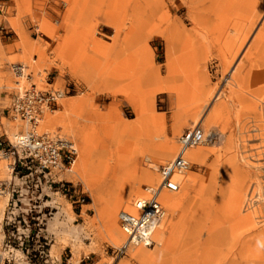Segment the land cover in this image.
Returning <instances> with one entry per match:
<instances>
[{
    "label": "rangeland",
    "instance_id": "obj_1",
    "mask_svg": "<svg viewBox=\"0 0 264 264\" xmlns=\"http://www.w3.org/2000/svg\"><path fill=\"white\" fill-rule=\"evenodd\" d=\"M2 2L0 110L9 104L12 91L30 83L38 88H44L45 81L57 88L75 84L77 92L62 98L56 115L48 113L54 116L51 123L40 122L39 130L71 140L78 154L73 172L62 176L73 184L72 196L47 188L26 193L23 187H16L17 192L12 198L8 196L0 216V235L1 224L7 217L14 219L15 224L20 220L21 227L29 228L27 248L31 255L43 260L38 258L37 245L46 243L44 248L49 254L46 264H73L74 260L76 264H264V117L261 118L264 115L259 103L256 107L252 105L254 100L247 93L250 79L259 76L249 69L257 54L255 36L264 29V0H257L245 18L230 17L225 31L213 32L212 25L202 23L199 27L205 37L201 33L199 39L194 37L192 14L187 15L184 9L175 10L181 6V0H163L159 13L157 0ZM200 15L213 19L202 10ZM34 26L41 35L34 34ZM245 33H249L246 41L232 59L230 50ZM185 34L188 40L182 37ZM198 41L204 43V48H198ZM169 59L176 75L184 73L190 78L186 87H182L185 85L181 79L175 83L185 90L179 98L172 92L159 90L163 83L158 80L167 76ZM14 62L26 64V72L31 75L30 79H20L18 86L8 69ZM234 75L241 83V92L226 82ZM219 87L225 95L215 96ZM77 96L84 98L82 106L64 105L67 97ZM223 101L224 109L215 112ZM205 102L210 105L202 114ZM141 109L161 117L162 122L155 128L173 142L175 153L177 137L192 125L199 124L205 133L212 131L217 135L194 146L203 151V157L188 158L191 163L188 174L193 180L183 184L178 192L170 193L179 200V205L167 208L161 226L163 236L158 240L154 237L155 246L135 247L114 258L110 247L118 245L121 237L117 243L109 239L99 213L102 207L113 203L116 192L102 193L96 201L75 167L82 147L93 153L102 147L113 149L133 143L131 129L141 130L145 124ZM2 116L9 137L23 129L5 114ZM122 125H126L125 131L120 129ZM228 159L229 169L234 173L224 182L215 175ZM7 164V160L0 161V180L5 182L6 192L11 191L13 182ZM157 167L151 168L153 178L137 179L136 190L158 179ZM140 168H147L144 159ZM221 187L237 188L246 194L240 206L247 201L245 207L249 208L245 213L251 214L248 223H238L214 208ZM135 197L117 208L116 225L118 211L127 209ZM12 201H16L15 207Z\"/></svg>",
    "mask_w": 264,
    "mask_h": 264
},
{
    "label": "built area",
    "instance_id": "obj_2",
    "mask_svg": "<svg viewBox=\"0 0 264 264\" xmlns=\"http://www.w3.org/2000/svg\"><path fill=\"white\" fill-rule=\"evenodd\" d=\"M2 8L3 4L0 5V10ZM33 30L34 34L41 35L37 26ZM27 68L21 62L9 64V73L14 78L15 85L18 86L19 80L24 77L30 79ZM45 82L44 88H38L34 83H30L28 87L16 88L10 95L9 104L2 108L9 120L23 127L10 137L0 132V161H8L9 173L13 179L11 191H7L11 198L18 186L23 187L26 193L29 190L33 192L38 188H47L70 197L75 191L73 184L62 177L71 171L77 157L74 142L56 133L41 132L39 124L45 113L56 110L62 98L78 89L75 84L57 88L52 83ZM204 139V131L199 124L183 130L177 137L178 148L173 158L158 167V182L142 186V195L134 198L129 208L118 211L117 223L123 241L118 246L110 247L114 258L123 256L130 247L155 246L154 233L166 218L161 195L163 192L179 190L180 183L175 176L191 167L186 151L201 144ZM5 190V182L0 180V196ZM12 205L15 207L16 201H12ZM16 222L17 224L14 219L7 217L1 224L0 264H46L48 260L45 258L49 255L44 248L46 243L37 245L38 258H44L38 260L27 248L30 238L28 226L24 228L20 226V220Z\"/></svg>",
    "mask_w": 264,
    "mask_h": 264
},
{
    "label": "bare ground",
    "instance_id": "obj_3",
    "mask_svg": "<svg viewBox=\"0 0 264 264\" xmlns=\"http://www.w3.org/2000/svg\"><path fill=\"white\" fill-rule=\"evenodd\" d=\"M162 1L163 0H157V7H156L157 12L163 8ZM256 1L257 0H181V6L178 8H175V10L181 11L184 9L187 15L192 14L191 20H193V25H194L193 27L195 30L194 37L199 39V37H201V33L203 34L202 29L199 27L202 25V23L207 26L212 25L213 32H215L216 30L218 32H220L219 30L225 31V28H226L225 25H227L228 21L229 22L231 21L230 17L231 19L234 17L239 18V16L243 15L241 18L243 17L245 18V16H248L250 14L251 7ZM201 10L204 11L205 13L208 12L209 15L213 16V19L211 20L207 16H206L207 18L201 17L200 15ZM161 17L162 15L160 14L159 19H161ZM220 25L221 27L223 26L222 29L220 28ZM218 27L220 29H217ZM247 34L245 33L244 35L240 36V38H238L237 45H234L233 48L230 50L231 52L233 50L232 59L238 54L239 50L245 43ZM178 35L179 33L177 34V36ZM216 35L215 37H218ZM203 36L205 37L204 34ZM182 37H184V40L189 39L186 34L185 36H182ZM233 42L235 41L233 40ZM198 43H199L197 44L198 48H204V43H202L201 41H198ZM254 44H256L255 46L257 48V54H256L254 61L251 59L252 62L250 63L252 64H251V68L249 69V71L253 72L252 74H257L259 76L257 77V79H253V77L250 79L251 86H250V90H248L247 93L254 100V102L252 101L253 104L252 103L251 104L254 107H256V104L259 103L258 108L261 110V114L264 115V29L261 28V31L257 33L254 39ZM231 61L233 62V60ZM254 68H257V70L255 71ZM167 70H168L167 76L163 80L162 79L158 80L159 84L163 83V86H160L159 90L160 91L165 90L167 92H172L175 94L177 98H179L184 94L185 90L182 91L183 89L181 90L180 86L178 84L176 85L175 83L179 79L184 81V85L189 83V79H190L189 75L184 74V73H181L180 75H176L172 69L171 59L167 61ZM231 73L232 72L229 73V77ZM228 79L227 81L226 80L225 81L229 82V85H232L234 88H236V92L238 90L239 91L243 90L241 87L240 81L237 79L235 75L233 77L231 76V80L228 81ZM182 87H186V85ZM215 94H216L215 96H219V95L223 96L225 95V92L223 88L219 87ZM84 102H85L84 98L80 96L79 97L78 96L77 97H67L65 101H63L64 105L66 104L75 105L79 107L82 106ZM209 105H210V102H205L202 105L200 113L205 114L208 110ZM223 109H224V101L218 103V107L215 109V112L221 113ZM53 112H55V115H56V110H54ZM48 113H52V112L45 113L42 118L43 121L41 120V122H44L46 124L51 123L54 116L48 115ZM140 113H141L140 114L141 120L143 119L145 124H143V129L141 130L133 129V128L131 129L132 135L134 137L133 143L127 146L117 145L113 149L102 147L101 149L94 151L93 153L88 151L86 147H82L81 153L78 156L79 161L75 167V172L79 173L82 176L88 188L93 193L96 201H99L101 199L102 193L109 194V193L116 192L114 196L115 200L113 201V203H110L108 206L102 207L100 209L99 215L101 217L100 219H103V222H104L103 228L107 232L109 239L112 242L117 243V241L119 240L118 238L121 237L120 243L118 245L122 243L123 236H122V233L119 227L117 230L118 223L116 225L115 211L117 210V208L129 202V200L131 199V197H133V195H136V197L142 195V189L136 190V187H134V184L136 183L137 179L149 180L153 178L154 174L151 171V168L152 169L156 168L158 164L163 163L164 159L167 156L175 153V146L173 142L168 137H166V135H164L163 132L161 131L157 132V129L155 128L156 124H158V122L162 120L161 117L159 115H155L154 113H145L144 109H141ZM57 114H58V111H57ZM252 115L255 116V114H252ZM93 116L97 117L98 114L93 113ZM209 117H211V114H209L208 118ZM262 117L264 116H261V118ZM125 128H126V125H122L120 129L125 131ZM83 134L84 136L86 135L85 133ZM215 134L217 135V133L212 132V131L208 133L204 132L205 139L203 142H206V140L210 138L211 135H215ZM186 157L191 160H200L203 157V151L200 148H196L194 146L190 147L186 151ZM142 159H144L147 163V168L144 170H141L140 168ZM75 161L73 163V166L75 164ZM229 162L230 160L227 162H224L223 167L221 166L220 170L219 169L216 170L215 176L221 177V179H223L224 182H227L234 173L232 170L229 169ZM73 166L71 167V171L68 174L73 172ZM7 168L9 169L8 165H7ZM157 171H158V167H157ZM175 177L180 183L179 190L181 189L183 184H188L193 180V178H191V176L188 174V170L182 172L179 175H176ZM158 180H159V176H158V179L153 183L158 182ZM153 183L145 184V185H152ZM170 193L171 192H163L161 195V202L166 211L168 207L177 208L179 205V200L175 198L173 195H171ZM172 193H176V192H172ZM5 194L7 195V197ZM243 194L246 195L245 193H241L240 190H238L237 188L233 189L232 187V189H230L226 187H221L219 189L218 197L214 200L215 201L214 208L217 209V211L224 212L229 217H232L231 219H234L238 223H241V224L246 223V222L248 223V221L251 220V214L245 213L249 208V207H245L247 205V201H245L243 207L240 206L241 199L244 196ZM1 196H2V200L0 201V216L3 213L6 201L8 200V193L4 192ZM163 223L164 221L158 226V228L156 229L154 233V237H156L157 240L158 238L163 236L162 234L163 230L161 227ZM118 245H115V246H118ZM135 247H139V246L130 247L128 248V250H131ZM18 255L19 257H21L20 254ZM76 263L77 261L74 260L73 264H76Z\"/></svg>",
    "mask_w": 264,
    "mask_h": 264
},
{
    "label": "crops",
    "instance_id": "obj_4",
    "mask_svg": "<svg viewBox=\"0 0 264 264\" xmlns=\"http://www.w3.org/2000/svg\"><path fill=\"white\" fill-rule=\"evenodd\" d=\"M1 4H3L2 0H0V5ZM0 50H1V47H0ZM2 114H5V112L3 110H0V132H3L4 134H6L8 136L7 130H6L5 126L1 122L2 117L5 118V116H2Z\"/></svg>",
    "mask_w": 264,
    "mask_h": 264
}]
</instances>
